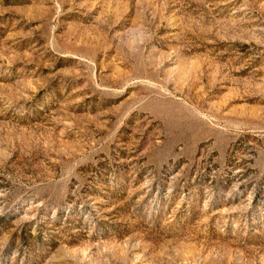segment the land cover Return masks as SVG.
I'll return each instance as SVG.
<instances>
[{"label": "rangeland", "instance_id": "obj_1", "mask_svg": "<svg viewBox=\"0 0 264 264\" xmlns=\"http://www.w3.org/2000/svg\"><path fill=\"white\" fill-rule=\"evenodd\" d=\"M0 264H264V0H0Z\"/></svg>", "mask_w": 264, "mask_h": 264}]
</instances>
